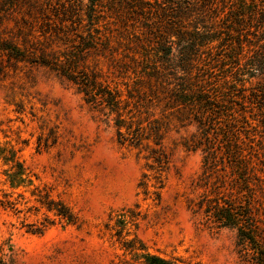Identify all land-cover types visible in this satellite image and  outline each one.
<instances>
[{
	"label": "trees",
	"instance_id": "16d2710c",
	"mask_svg": "<svg viewBox=\"0 0 264 264\" xmlns=\"http://www.w3.org/2000/svg\"><path fill=\"white\" fill-rule=\"evenodd\" d=\"M0 12L1 71L56 75L114 121L120 144L159 147V171L171 121L194 127L184 145L202 152L207 192L191 211L264 264V0H0Z\"/></svg>",
	"mask_w": 264,
	"mask_h": 264
},
{
	"label": "rangeland",
	"instance_id": "374dc122",
	"mask_svg": "<svg viewBox=\"0 0 264 264\" xmlns=\"http://www.w3.org/2000/svg\"><path fill=\"white\" fill-rule=\"evenodd\" d=\"M1 69L0 201L12 205L0 202V264H252L235 230L190 209L207 192L202 152L184 145L194 127L171 121L159 171V147L120 144L114 121L56 75Z\"/></svg>",
	"mask_w": 264,
	"mask_h": 264
}]
</instances>
